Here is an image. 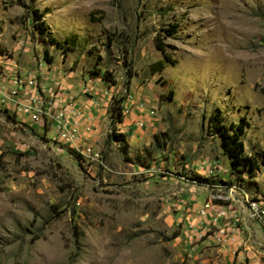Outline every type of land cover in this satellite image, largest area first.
<instances>
[{
    "label": "rangeland",
    "instance_id": "rangeland-1",
    "mask_svg": "<svg viewBox=\"0 0 264 264\" xmlns=\"http://www.w3.org/2000/svg\"><path fill=\"white\" fill-rule=\"evenodd\" d=\"M12 62L104 118L94 161L0 101V264H264L199 214L264 201V0H0ZM242 121L238 174L220 134Z\"/></svg>",
    "mask_w": 264,
    "mask_h": 264
},
{
    "label": "built area",
    "instance_id": "built-area-1",
    "mask_svg": "<svg viewBox=\"0 0 264 264\" xmlns=\"http://www.w3.org/2000/svg\"><path fill=\"white\" fill-rule=\"evenodd\" d=\"M0 70L9 73V80L1 79L0 84V96L5 98V108L8 112L41 127V130L48 133L53 130L55 138L60 143L67 146L78 145V151H82L85 158L99 160V154L93 146L82 140L79 111L63 93L57 94L56 91L48 93L45 88L38 87L35 75L20 73L13 62L0 67ZM149 114L154 115V112L150 111ZM144 123L143 118H138L135 126L142 128ZM208 208L210 205L206 203L199 214L205 216ZM247 216L258 223L264 234V205H256V209H247ZM216 222L217 218H214L213 223Z\"/></svg>",
    "mask_w": 264,
    "mask_h": 264
},
{
    "label": "crops",
    "instance_id": "crops-1",
    "mask_svg": "<svg viewBox=\"0 0 264 264\" xmlns=\"http://www.w3.org/2000/svg\"><path fill=\"white\" fill-rule=\"evenodd\" d=\"M71 104L79 111L80 113V125H81V134L82 140L87 145L93 146V141L95 136L97 135L100 124L103 122L104 118V110L99 109L94 103V101H84L77 98L76 100L69 99ZM1 101V100H0ZM2 104H4L2 102ZM127 117V116H126ZM124 116V118H126ZM134 122V121H133ZM138 136V133H134ZM189 191V189H188ZM191 191V189H190ZM198 207L197 209H199ZM220 212L225 216V219H221L218 215L217 209L212 207L210 211L206 212V217H202L203 220H210L209 226L210 229L214 231V233H221V238L223 242L228 243L227 246L230 248V245L242 247L243 249L251 248L252 244L254 245H264V234L258 223L254 220H251L247 216L246 205L244 204H233L232 208H220ZM208 213H211V217L209 218ZM239 218V227L240 230L237 231L233 227V222L236 220L235 218ZM205 218V219H204ZM217 218V222L212 224L213 219ZM204 226L206 223L201 222ZM197 224V223H196ZM203 229H198L197 232H201ZM220 234V233H219Z\"/></svg>",
    "mask_w": 264,
    "mask_h": 264
},
{
    "label": "trees",
    "instance_id": "trees-1",
    "mask_svg": "<svg viewBox=\"0 0 264 264\" xmlns=\"http://www.w3.org/2000/svg\"><path fill=\"white\" fill-rule=\"evenodd\" d=\"M39 20V19H38ZM160 46V45H158ZM162 53L164 52L161 47H158ZM166 62H169L167 57H164ZM154 66L159 67L156 71L163 69V61H158L154 63ZM172 93H169V96H171ZM111 116V122L112 125L120 124L123 121V113H122V105L121 103H117L116 107L114 104V107L111 108L110 111ZM211 126L215 129L216 123H219L218 119L214 117H210L209 119ZM243 125L245 126L246 123L242 121L241 124H237L236 126H231V134L227 130H223L220 134L221 136V148L225 155L230 160V166L232 167V170L234 172H237L238 174H242L245 172L248 168H253L252 160L246 157H242V143L239 140V136L243 132Z\"/></svg>",
    "mask_w": 264,
    "mask_h": 264
},
{
    "label": "bare ground",
    "instance_id": "bare-ground-1",
    "mask_svg": "<svg viewBox=\"0 0 264 264\" xmlns=\"http://www.w3.org/2000/svg\"><path fill=\"white\" fill-rule=\"evenodd\" d=\"M4 74L2 73V71L0 70V84H1V79L2 80H9V77H2ZM5 103V98H1V103ZM76 148H78L77 145H75ZM82 155L83 152L79 151ZM256 205H264V201H256V200H247L246 201V207L247 209H256Z\"/></svg>",
    "mask_w": 264,
    "mask_h": 264
}]
</instances>
